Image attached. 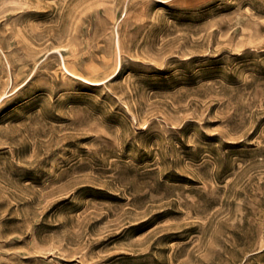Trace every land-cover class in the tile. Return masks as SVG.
Here are the masks:
<instances>
[{
    "label": "rangeland",
    "instance_id": "rangeland-1",
    "mask_svg": "<svg viewBox=\"0 0 264 264\" xmlns=\"http://www.w3.org/2000/svg\"><path fill=\"white\" fill-rule=\"evenodd\" d=\"M0 264H264V0H0Z\"/></svg>",
    "mask_w": 264,
    "mask_h": 264
}]
</instances>
